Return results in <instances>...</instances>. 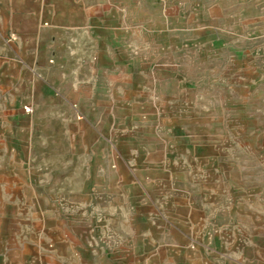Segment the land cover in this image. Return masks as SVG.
I'll use <instances>...</instances> for the list:
<instances>
[{
	"label": "rangeland",
	"instance_id": "rangeland-1",
	"mask_svg": "<svg viewBox=\"0 0 264 264\" xmlns=\"http://www.w3.org/2000/svg\"><path fill=\"white\" fill-rule=\"evenodd\" d=\"M0 264H264V0H0Z\"/></svg>",
	"mask_w": 264,
	"mask_h": 264
},
{
	"label": "built area",
	"instance_id": "built-area-1",
	"mask_svg": "<svg viewBox=\"0 0 264 264\" xmlns=\"http://www.w3.org/2000/svg\"><path fill=\"white\" fill-rule=\"evenodd\" d=\"M15 38V34L14 33H11L10 35H9V37H8V40H12V39H14ZM23 111L25 112V113H27V114H29V113H32V111H33V109H32V107L30 106V105H23Z\"/></svg>",
	"mask_w": 264,
	"mask_h": 264
},
{
	"label": "crops",
	"instance_id": "crops-1",
	"mask_svg": "<svg viewBox=\"0 0 264 264\" xmlns=\"http://www.w3.org/2000/svg\"><path fill=\"white\" fill-rule=\"evenodd\" d=\"M22 1H25V0H22ZM26 187H27V188H30V187H31V185H29V186H28V185H26Z\"/></svg>",
	"mask_w": 264,
	"mask_h": 264
}]
</instances>
